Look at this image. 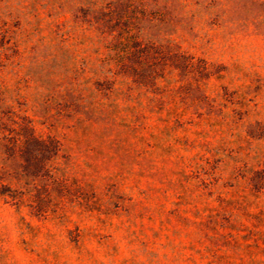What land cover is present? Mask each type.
<instances>
[{
	"label": "rangeland",
	"instance_id": "rangeland-1",
	"mask_svg": "<svg viewBox=\"0 0 264 264\" xmlns=\"http://www.w3.org/2000/svg\"><path fill=\"white\" fill-rule=\"evenodd\" d=\"M110 1L0 0L6 128L60 143L11 188L22 203L0 184V264H264V0H141L155 22L127 51L156 78L126 68L117 113L92 72L109 50L81 22ZM159 3L182 7L176 27ZM175 43L194 66L176 67Z\"/></svg>",
	"mask_w": 264,
	"mask_h": 264
},
{
	"label": "trees",
	"instance_id": "trees-1",
	"mask_svg": "<svg viewBox=\"0 0 264 264\" xmlns=\"http://www.w3.org/2000/svg\"><path fill=\"white\" fill-rule=\"evenodd\" d=\"M159 4L158 9H163L161 10V14L167 19L162 17L158 20V25H160L161 28L170 24L176 27L177 24L182 21L181 18H177L178 14L176 12L178 11L180 13L183 10L182 7L177 9L176 7H172V5L170 7L168 4ZM143 5L145 6L141 0H111L108 7L101 5L86 10L81 8V11L84 13L81 22L89 24L97 30L98 38L96 41V52L100 53V49L102 48H107L109 50L107 57L101 59L102 64L100 66L103 69L101 71L95 69L92 72L94 76H96V82L99 86H103L104 81L109 83V86L105 89L106 93L103 96L108 98L109 103L106 105H108L110 113H117L118 111L119 103H117L118 101L116 100L120 93L119 87H116V85L122 83V81L119 80V76H124L126 68L127 72L128 68L134 72L140 83L146 82L149 78H156L153 76L155 73L154 69H151L152 72L148 75L144 73L146 70L143 72L140 70L144 67L143 65L146 59V57L142 55L143 51L139 49L136 50V48L134 50L129 48V51H127L132 41L134 42V47L140 45L139 39L142 34L141 31L143 30L144 23L149 20L150 22H155L145 16H135V11H137L138 6ZM146 11L144 7V15ZM173 13H175L174 18L167 16H172ZM13 39V37L7 36L0 30V184L2 188L10 187L7 189L9 191L12 187L17 186L22 179H35L44 175L48 168L51 167L60 150V143L54 135L44 136L39 134L35 125L29 121L23 125H19V130L16 128H6V123L9 120L5 117L4 113H1L2 109H4V94L6 90V86L2 80V73L8 64L10 57L8 53L13 45ZM128 44L130 46H128ZM174 48V64L176 67L186 68L195 65L194 58H188L183 54L180 43H175ZM114 52L120 57L117 63L120 65V71H116L112 66L114 61L111 57ZM100 73L103 75L97 77ZM94 110H97V108H91L90 112ZM87 114L90 119L98 120L104 113ZM97 114L99 115L98 117ZM80 121L83 122L81 118ZM123 121H125V119H123ZM108 122L111 126L115 125L116 117L109 116ZM138 122L139 119L135 118L131 124L138 125ZM138 128L136 131H138ZM107 129L108 128H106V130ZM104 134L106 135V133ZM122 141H125V139H120L118 142L121 143ZM23 160L27 161L28 164L25 165L22 162ZM2 188L0 193L6 194V191L2 190ZM13 195L18 203H22V198L15 195L11 190V196Z\"/></svg>",
	"mask_w": 264,
	"mask_h": 264
}]
</instances>
